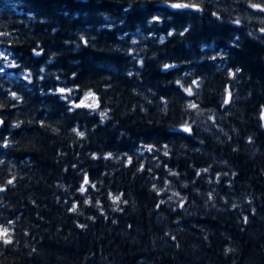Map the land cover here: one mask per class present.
<instances>
[{
    "label": "trees",
    "instance_id": "trees-1",
    "mask_svg": "<svg viewBox=\"0 0 264 264\" xmlns=\"http://www.w3.org/2000/svg\"><path fill=\"white\" fill-rule=\"evenodd\" d=\"M262 9L0 0V264H264Z\"/></svg>",
    "mask_w": 264,
    "mask_h": 264
},
{
    "label": "snow or ice",
    "instance_id": "snow-or-ice-1",
    "mask_svg": "<svg viewBox=\"0 0 264 264\" xmlns=\"http://www.w3.org/2000/svg\"><path fill=\"white\" fill-rule=\"evenodd\" d=\"M171 7H173V8H198V5H196V4H185V3H173L171 5ZM252 7H254V8H260L261 6L254 4V5H252ZM262 10H264V9H262ZM154 19H157L158 20L159 17H154ZM236 23H239V21H236ZM261 31H264V29H261ZM165 67L167 68L169 66L168 65H165ZM0 71H2V69H0ZM237 71H239V69H237ZM193 83H195V81ZM59 91L61 93H63V92H65V89H59ZM68 91H70V90H68ZM185 91H187V92H189V94H191V89H185ZM227 102L228 101L226 100L225 103H227ZM78 106L79 105H77V107ZM88 106L89 107H93L94 105H88ZM189 107H196V106L195 105H189ZM105 115L106 114H103L102 113V117L105 116ZM183 130L186 131V132H188L191 129L188 126H185L183 128ZM78 135L83 136V133L82 132H78ZM109 155H111V154H109ZM8 183H12V181L10 180ZM88 183H89V181H88L87 177H85L84 184H88ZM93 187H94V185H93ZM2 190L3 189H0V191H2ZM85 190L86 189L83 186H81L80 191L83 193ZM112 199H113L114 202H118L120 200V197L119 196H113ZM85 202L88 203L89 201H85ZM71 210L72 211H76V205H73V207H72ZM0 239H3L5 243L10 242L11 238L8 235V229L7 228L0 227Z\"/></svg>",
    "mask_w": 264,
    "mask_h": 264
},
{
    "label": "rangeland",
    "instance_id": "rangeland-1",
    "mask_svg": "<svg viewBox=\"0 0 264 264\" xmlns=\"http://www.w3.org/2000/svg\"><path fill=\"white\" fill-rule=\"evenodd\" d=\"M0 58H4V60L8 59L9 60V54L7 52L6 49L4 48H0ZM9 63H6V65H8ZM65 89V92L64 93H69V91L66 89V88H63ZM86 97H82V99L80 100V104L81 105H85V106H88V105H94L96 106V100H95V97L90 94H87L85 95Z\"/></svg>",
    "mask_w": 264,
    "mask_h": 264
},
{
    "label": "water",
    "instance_id": "water-1",
    "mask_svg": "<svg viewBox=\"0 0 264 264\" xmlns=\"http://www.w3.org/2000/svg\"><path fill=\"white\" fill-rule=\"evenodd\" d=\"M165 69H167V68H165ZM2 122H3V120H2V118L0 117V126L2 125Z\"/></svg>",
    "mask_w": 264,
    "mask_h": 264
},
{
    "label": "bare ground",
    "instance_id": "bare-ground-1",
    "mask_svg": "<svg viewBox=\"0 0 264 264\" xmlns=\"http://www.w3.org/2000/svg\"><path fill=\"white\" fill-rule=\"evenodd\" d=\"M90 93V92H89ZM92 94H94V93H92ZM230 95V94H229ZM98 96V95H97ZM232 98V97H231ZM229 99V98H228ZM77 105V104H76ZM80 106V105H79ZM83 106V105H82ZM98 106V105H97ZM90 108H92V107H90ZM97 108V107H96ZM96 110V109H95Z\"/></svg>",
    "mask_w": 264,
    "mask_h": 264
}]
</instances>
